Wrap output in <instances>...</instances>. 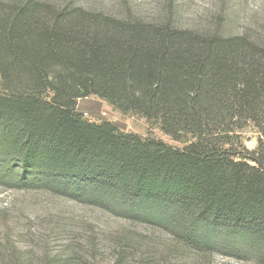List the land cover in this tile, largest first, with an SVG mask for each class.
I'll use <instances>...</instances> for the list:
<instances>
[{"label": "trees", "instance_id": "obj_1", "mask_svg": "<svg viewBox=\"0 0 264 264\" xmlns=\"http://www.w3.org/2000/svg\"><path fill=\"white\" fill-rule=\"evenodd\" d=\"M0 77V183L100 206L197 258L264 264V36L0 0ZM91 95L185 145L87 119Z\"/></svg>", "mask_w": 264, "mask_h": 264}, {"label": "rangeland", "instance_id": "obj_2", "mask_svg": "<svg viewBox=\"0 0 264 264\" xmlns=\"http://www.w3.org/2000/svg\"><path fill=\"white\" fill-rule=\"evenodd\" d=\"M81 5L146 20L172 15L177 26L219 29L223 34L264 36V0H77ZM1 88V77H0ZM78 110L91 121H111L119 129L183 147L159 124L123 112L95 95L79 99ZM240 141L258 146L253 124ZM0 183V264H255L224 254L195 257L162 233L101 208L38 188Z\"/></svg>", "mask_w": 264, "mask_h": 264}]
</instances>
